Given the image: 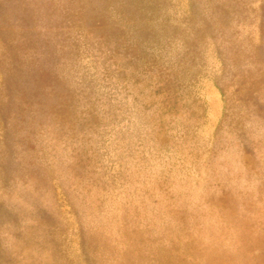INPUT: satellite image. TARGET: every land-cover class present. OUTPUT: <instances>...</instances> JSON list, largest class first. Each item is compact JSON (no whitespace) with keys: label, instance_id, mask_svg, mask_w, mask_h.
Masks as SVG:
<instances>
[{"label":"rangeland","instance_id":"rangeland-1","mask_svg":"<svg viewBox=\"0 0 264 264\" xmlns=\"http://www.w3.org/2000/svg\"><path fill=\"white\" fill-rule=\"evenodd\" d=\"M0 264H264V0H0Z\"/></svg>","mask_w":264,"mask_h":264}]
</instances>
